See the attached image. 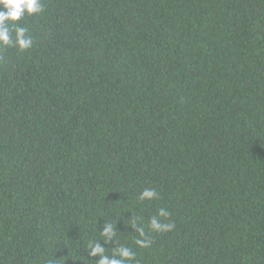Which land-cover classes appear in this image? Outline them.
Returning <instances> with one entry per match:
<instances>
[{
	"label": "trees",
	"instance_id": "obj_1",
	"mask_svg": "<svg viewBox=\"0 0 264 264\" xmlns=\"http://www.w3.org/2000/svg\"><path fill=\"white\" fill-rule=\"evenodd\" d=\"M40 2L0 47V264H264V0Z\"/></svg>",
	"mask_w": 264,
	"mask_h": 264
},
{
	"label": "clouds",
	"instance_id": "obj_2",
	"mask_svg": "<svg viewBox=\"0 0 264 264\" xmlns=\"http://www.w3.org/2000/svg\"><path fill=\"white\" fill-rule=\"evenodd\" d=\"M40 0H0V47H15L18 50H27L33 45V39L27 34V29L21 26L20 21L25 15H32L42 11ZM155 189H144L138 196L140 200H151L156 197ZM169 213L160 208L157 215L150 218L148 226L152 231L163 232L170 230L173 225L164 223L160 218H166ZM138 232L139 237H145L144 228L136 227V221L130 224ZM101 236L106 237L104 243L111 242L115 235L112 224H105ZM135 243L141 247H148L150 241L138 238ZM89 255L98 256L97 264H131L135 254L126 246L114 248L113 255L105 254V248L99 242L89 243Z\"/></svg>",
	"mask_w": 264,
	"mask_h": 264
}]
</instances>
